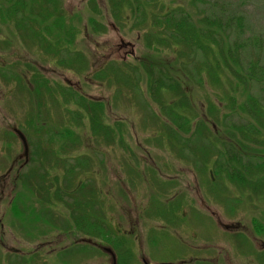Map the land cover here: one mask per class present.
<instances>
[{
  "label": "rangeland",
  "instance_id": "1",
  "mask_svg": "<svg viewBox=\"0 0 264 264\" xmlns=\"http://www.w3.org/2000/svg\"><path fill=\"white\" fill-rule=\"evenodd\" d=\"M168 1L184 5L203 32L210 28L208 15L217 11L239 20L236 23L241 27L237 29L234 23V33L225 34L230 47L242 45L232 54L236 59L232 66L236 72L240 70L238 74L231 75L222 61L224 35L220 31L216 33L220 54L213 48L208 52V42L203 43L205 52L194 51V43L182 51L168 36L166 41L172 43L176 54L180 51L190 60L183 58L189 66L182 69L174 60L172 47L145 45L143 28H130L122 17L113 18L107 0H61L62 12L75 16L68 26L73 34L79 29L76 46L87 58L78 52L71 56L69 50L62 56L46 53L48 40L35 26L52 18L33 21L24 15L6 23L2 8L11 3L0 0V264H111L106 253L77 242L84 236L92 242L105 239L104 235L96 236L98 230L71 226L68 214L58 205L47 208L52 215L43 213V202L50 204L49 198L64 202L56 195L61 188L68 193L74 184L82 183L88 185L80 186L75 207L82 217H98L103 228L114 230L112 235L108 233L112 239L109 244H119L118 250L125 246V264H142V255L151 264H188L191 260V264H264V250L259 247L264 242V176L256 174L258 164L264 165V0ZM37 2L42 1L28 0L23 12L43 11L45 6ZM163 2L166 0L143 2L155 13L152 25L157 27V37L160 20L155 19ZM50 4L44 18L56 10L57 3ZM89 17L98 21L100 29L94 24L87 27ZM144 22L145 18L138 21ZM54 35L50 30L49 36ZM74 56L77 59H69ZM214 62L218 68L213 67ZM203 63L201 76L198 69ZM149 67L165 68L168 80L176 81L185 94L173 92L170 96V89H161L153 99L146 90L150 86L146 76ZM198 75L204 79L202 84L193 77ZM155 82L161 83L158 75ZM165 91L166 102L161 98ZM79 96L91 107L98 105L92 100L100 103V111L94 109L90 115L96 113L97 120L112 127V132L93 135L84 116L85 123L77 127L81 117L74 120L72 112H85L84 107L78 109ZM245 109L257 111L258 118L254 113V119L249 117L253 115L248 116ZM176 110L185 120L196 116L191 127L195 132L184 133L189 129L184 120L172 127L179 130L175 133L178 136L169 131L172 123L164 117L170 112L175 115ZM201 116L207 133L197 131ZM95 126L98 129V123ZM253 128L258 130L256 136L244 138ZM13 129L25 135L29 146L28 163L20 170L24 159L18 157L23 146ZM69 132H74L72 147ZM80 137L82 143L74 149ZM221 147L228 157L237 151L245 158L235 160L237 165L232 159L231 165L239 171L237 181L228 179L226 170L227 178L223 173L217 176L220 165L213 162ZM73 151L75 156L88 155V159L85 164L82 160L76 163L77 168L69 171L65 181L70 162L65 157ZM248 159L256 164H247ZM254 183L260 187H253ZM49 188L50 196L46 194ZM59 218L68 219L69 224L62 226L65 221L61 219L62 224L56 223ZM221 224H240L241 228L226 231ZM256 224L261 225L258 228ZM251 228H263L261 235L256 234L259 240L249 237L254 236ZM72 244L77 251L85 248L87 252L65 256L63 251ZM14 249L20 252L12 253Z\"/></svg>",
  "mask_w": 264,
  "mask_h": 264
},
{
  "label": "trees",
  "instance_id": "2",
  "mask_svg": "<svg viewBox=\"0 0 264 264\" xmlns=\"http://www.w3.org/2000/svg\"><path fill=\"white\" fill-rule=\"evenodd\" d=\"M146 1L148 0H109V4L111 5L112 11L115 17H122L123 20L125 19V21L128 22L132 20L133 15L144 16L145 8H147L146 13H148L150 7L148 6L144 7V4H143V2H146ZM134 5H136V7H134ZM141 5L143 7H141ZM160 12H162L161 23L163 24H161L162 32L160 33V42L157 43L156 46L166 47V48H169V50L172 47V51L175 53V54L173 53L174 58H175L174 60L178 61V63L183 67L182 69H185L189 66L188 62L184 61L183 58L188 61L190 60L186 58V56H183L182 52L180 51H177V54H176V51L174 50L172 43L178 42L179 43L178 46L181 47L183 51V49H186L187 46L189 47V45H191L192 43L195 44L197 40H200L201 42L205 43L206 41L202 40V35H204L203 37L206 40H209L208 44L210 45V48L208 49V52H211L210 49L213 48L215 52L219 53L217 49V42H216V39H219L218 38L219 36H217L216 33L221 32L224 35V43L222 42L223 44H221L223 56L222 54L220 53L219 54L221 55L222 61H224L225 65L229 66L228 70L230 71L231 75L233 74L236 75V69H234V67L232 66V64L235 65L236 59L233 58L232 54L233 52H237L238 50H240L242 45L241 44L237 45V48L235 47V45L230 47L229 46L230 44L226 42L227 39L225 37V34L227 33H229V35L231 33H234V23L237 29L241 27L240 24L236 23L239 20L236 19L233 14H231L230 16L229 14H226L225 12L217 11V13L214 15H208L210 24H208L207 26L210 28H208L207 32H203L204 29H202V27L197 26L195 24L194 19L190 17V15L184 10L182 4L175 6L174 2H169L166 0V2H163L160 4V11L157 13V15H159ZM69 20L70 18H67V21H66L67 25H68ZM157 20H160V19H156V21ZM202 25H205V24H202ZM168 36L171 37V39H173L172 40L173 42L171 44L170 42L166 41V38H168ZM201 42H198L197 44H195L194 51L205 52L206 48ZM67 46H69L68 43H67ZM232 48H234L235 50H233ZM213 67L218 68L216 62L213 63ZM150 68H153V67H149L148 69ZM200 68H205V63L201 64ZM161 69L163 70L165 68H161ZM161 77H162L161 87H163L165 84L164 79L169 78V76L168 74L165 73V75H162ZM201 78H202L201 76H198V79H201ZM211 79L212 81H215L214 77H211ZM170 84L173 85L176 89L179 87V84L174 80L170 81ZM175 113H176L175 117H177L180 113V110H176ZM185 131L188 133L189 129H185Z\"/></svg>",
  "mask_w": 264,
  "mask_h": 264
},
{
  "label": "flooded vegetation",
  "instance_id": "3",
  "mask_svg": "<svg viewBox=\"0 0 264 264\" xmlns=\"http://www.w3.org/2000/svg\"><path fill=\"white\" fill-rule=\"evenodd\" d=\"M224 155H223V161L225 162V159H224ZM19 159H20V156H19ZM16 162V161H15ZM227 165H225V164H221L220 166H219V169H220V172L221 173H223L224 174V177L226 178V175H225V170L227 169ZM22 168V166H20V168L19 169H21ZM11 171V170H10ZM229 178H233V179H236V175H229ZM261 224H258V226H260ZM221 226L226 230V231H234V230H237V229H240L241 228V225L240 224H228V225H226V224H221ZM247 229H248V227H247ZM247 232H248V230H247ZM263 233V228L260 230V233H259V231H258V234H262ZM249 234V233H248ZM249 237H251L253 240L254 239H258L257 238V236L255 235V236H249ZM259 240V239H258ZM261 245L259 246L260 247V249H264V242H261L260 243ZM95 245V244H94ZM144 260L145 259H143V262H144ZM252 261V260H251ZM253 261H254V258H253ZM252 261V262H253ZM251 262V263H252Z\"/></svg>",
  "mask_w": 264,
  "mask_h": 264
},
{
  "label": "water",
  "instance_id": "4",
  "mask_svg": "<svg viewBox=\"0 0 264 264\" xmlns=\"http://www.w3.org/2000/svg\"><path fill=\"white\" fill-rule=\"evenodd\" d=\"M16 133L18 134V136L20 137V139L22 140V142H23V144H24V146H25V149H26V143H25V139H24V137H23V135L20 133V132H18V131H16ZM109 251V250H108ZM110 252V251H109Z\"/></svg>",
  "mask_w": 264,
  "mask_h": 264
}]
</instances>
